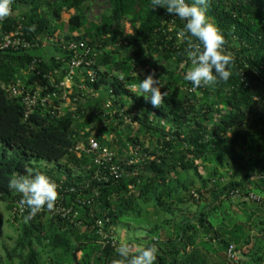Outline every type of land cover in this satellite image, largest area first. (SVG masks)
<instances>
[{
  "label": "trees",
  "instance_id": "16d2710c",
  "mask_svg": "<svg viewBox=\"0 0 264 264\" xmlns=\"http://www.w3.org/2000/svg\"><path fill=\"white\" fill-rule=\"evenodd\" d=\"M208 16L233 54L232 74L194 89L183 79L191 67L187 41L177 36L185 21L153 0H12L0 19V202L9 213L23 198L9 180L39 172L56 183L75 217L11 218L19 233L13 248L4 247L9 262L112 264L120 259L111 245L116 229L130 223L147 229L143 247L155 245V264H227L219 256L228 246L248 250L264 235L261 205L231 204L234 193L264 199V3L209 0ZM6 36L31 48H2ZM71 43L90 49L94 82L78 70L84 80L74 79L69 107L55 99L58 109L36 107L25 117L10 87L20 81L56 91ZM150 72L167 93L158 107L131 90ZM89 138L113 154L110 164L96 165L80 150ZM110 165L120 168L119 178L110 177ZM203 196L207 204L169 232L176 203ZM234 211L249 219L233 224L227 214ZM254 261L264 264L263 251Z\"/></svg>",
  "mask_w": 264,
  "mask_h": 264
},
{
  "label": "clouds",
  "instance_id": "9594fccd",
  "mask_svg": "<svg viewBox=\"0 0 264 264\" xmlns=\"http://www.w3.org/2000/svg\"><path fill=\"white\" fill-rule=\"evenodd\" d=\"M12 0H0V19L11 13ZM156 7H163L167 13L185 21L177 36L187 41V56L191 67L184 73L183 79L196 89L213 86L218 81H227L231 76L233 54L225 49L222 31L208 16L209 0H153ZM160 79L149 73L139 80L137 92L153 107L160 106L167 95L162 92ZM9 187L21 193V207H27L31 213L43 207L52 209L58 198L57 185L46 174L34 176L17 175L9 180ZM157 248L148 245L137 249V254L129 256V246L122 244L118 249L120 259L112 264H155Z\"/></svg>",
  "mask_w": 264,
  "mask_h": 264
},
{
  "label": "built area",
  "instance_id": "2783aa9c",
  "mask_svg": "<svg viewBox=\"0 0 264 264\" xmlns=\"http://www.w3.org/2000/svg\"><path fill=\"white\" fill-rule=\"evenodd\" d=\"M2 48H11L14 50L17 49H28L31 48L30 43H27L24 41V39L18 38H10L6 36L4 38ZM68 53H69V64L68 69L65 74L64 80L60 82L58 85H56L55 89L56 91H49V92H43V90L40 87H29L25 88L24 85L17 81L15 84H13L10 87V97L11 98H19L22 105L25 107L26 114L25 117H27V114L31 112L36 107H52L57 108L53 104V100L60 99L61 105L64 107V101L67 98L66 91L69 89H72L74 79L77 78V71L81 70L85 76L89 79L90 83H93L95 80V75L93 71L91 70L94 65V60H92L91 51L89 48H87L83 44H76L71 43L67 45L66 47ZM148 68H145V71H147ZM244 82V78H242L241 83ZM246 85V84H244ZM78 88L85 94H88L89 91L84 88V86H78ZM73 91V89H72ZM59 94L61 96L59 97ZM69 95V99H70ZM256 102H259V98L255 99ZM111 107L109 103L106 104V108ZM256 110H260V105H256ZM109 139H112V136H109ZM80 150L83 151L86 155H92L95 157L94 162L96 165L102 166L106 164H110L113 160V154L106 148H101L97 141L94 138H89L86 141V145L83 146V148L80 147ZM75 151H79V148H76ZM134 162H130V164H133ZM119 167L110 165L108 167V171L110 174V177L117 179L120 177L119 175ZM194 198H196V195H194ZM232 199H237L240 202H256L259 205L262 206L264 209V199H261L260 197H257L253 194H247V195H239L238 193H234L231 196ZM33 214L31 211L25 206L21 207L19 202H15L11 209H10V217L13 219H21L26 214ZM37 214L44 213L49 218L53 217H59L61 219L70 220L75 217V215H72V210L67 209L64 207L62 202L59 198L54 203V206L52 209H48L47 207L41 208L39 211L35 212ZM100 226V223L98 224ZM99 236L102 235V231L99 229L97 232ZM117 242L112 241L111 245L114 247H117ZM225 259L227 264H240L242 262V253L241 251L237 250L234 246L230 245L225 250Z\"/></svg>",
  "mask_w": 264,
  "mask_h": 264
},
{
  "label": "rangeland",
  "instance_id": "374dc122",
  "mask_svg": "<svg viewBox=\"0 0 264 264\" xmlns=\"http://www.w3.org/2000/svg\"><path fill=\"white\" fill-rule=\"evenodd\" d=\"M264 3V0H259ZM95 12V11H94ZM63 21H67L69 19L68 14H62L61 16ZM123 28L125 29V34L129 35L130 31L128 29V26L124 25ZM43 46H46L44 43ZM84 80L83 75H78L77 77V82L80 84ZM74 84V83H73ZM132 91L137 92V88H131ZM74 92H72V89H69L66 91L67 98L64 101V108L69 107L70 105V99L69 95H73ZM146 146L148 145L147 140H145ZM228 177L225 178L221 183H226L228 181ZM194 200H197V198H194ZM238 203H240L237 199H232L231 204L233 206H237ZM177 205L172 208L171 214L168 216L171 227L169 228V232H173L176 228V225L180 221V217L183 215H188V214H194L198 212L202 207H204L207 202L205 199V196L202 197L201 200L198 202H193L192 200L190 201H185L181 204L176 203ZM239 209L242 210H247V206L245 208L238 207ZM241 211H234L232 214H227L229 215L231 221H234V223L237 222H242L241 219ZM0 220H1V225H0V264H17L16 260H13L11 262L6 259V254L4 251V247L6 248H13L16 238L18 236L19 231L16 230L15 225L12 224L11 222V217L10 214L7 213L5 210V205L4 203L0 202ZM147 229L144 227L143 224H135V223H130V224H121L117 229H116V234L115 238L117 239V246H121L122 244H127L130 248V250H137L138 248L143 247L149 240L148 235L146 234ZM163 233V232H162ZM164 236V235H163ZM165 236L167 234L165 233ZM9 237L12 239L10 240ZM242 249L240 250L242 253V264H257L254 259L256 258L257 253H260L263 251L264 254V235L258 236L256 240L253 241V244L251 245L248 250ZM225 252L224 255L222 254L219 256V259L223 258L225 261ZM46 264V263H44Z\"/></svg>",
  "mask_w": 264,
  "mask_h": 264
},
{
  "label": "crops",
  "instance_id": "0c3cea01",
  "mask_svg": "<svg viewBox=\"0 0 264 264\" xmlns=\"http://www.w3.org/2000/svg\"><path fill=\"white\" fill-rule=\"evenodd\" d=\"M245 218H246V220L249 219L248 216L247 217L241 216L242 222H245ZM253 241H254V239L252 238L251 245L253 244ZM251 245L248 248H250Z\"/></svg>",
  "mask_w": 264,
  "mask_h": 264
}]
</instances>
